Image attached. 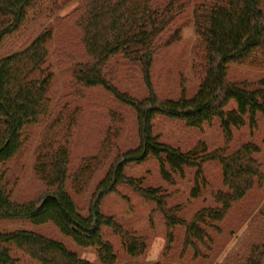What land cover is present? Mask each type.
Instances as JSON below:
<instances>
[{
    "label": "trees",
    "instance_id": "obj_1",
    "mask_svg": "<svg viewBox=\"0 0 264 264\" xmlns=\"http://www.w3.org/2000/svg\"><path fill=\"white\" fill-rule=\"evenodd\" d=\"M196 1L193 29L204 50V75L193 97L186 99L182 93L177 100L157 99L150 74L154 45L174 21L177 11L174 2L163 8H152L147 0H90L85 5L76 27L90 61L76 66L72 78L80 87L104 89L117 103L133 111L138 144L111 164L95 190L88 215L83 217L65 190L68 153L65 143L63 146L60 143L65 128L60 118H56L45 128L35 156L34 172L46 192L35 201L13 203L0 174V221H24L33 227L51 225L78 249L94 251L99 264H115L112 247L104 241L103 229L120 238L129 257H138L144 249L135 236L99 212L102 199L114 191L115 185L131 183L124 177V169L152 159L165 182H170L173 176L182 177L185 169L195 170L191 197L196 198L201 166L215 161L221 167L225 192L214 194L216 208L200 210L188 224H182L185 247L198 253V248L208 240L203 227L220 224L231 207L262 179L260 165L255 160L259 149L245 144L231 154H226L225 149L209 153L201 144L182 152L158 141L153 122L156 117H163L182 123L189 130H199L217 121L226 144L231 140L230 130L242 128L245 119L250 129L256 126L258 118L264 123V80L248 88L229 82L226 76L229 65L264 69V0ZM68 4L69 0L62 2L63 6ZM52 6L50 14L61 9L52 0H0V45L18 33L28 20L35 21ZM50 39L51 31L46 29L23 50L0 59V167L21 150L27 129L39 124L49 113L52 76L46 67V45ZM176 40L177 31L166 44L169 46ZM116 55L139 65L147 90L144 99H134L107 85L104 69ZM229 105L234 110L227 111ZM93 171V168L82 169L75 174L72 184L77 192L89 182ZM139 195L154 204L168 229L179 225L164 209L159 190H139ZM13 249L37 264H92L61 242L24 230L0 233V264H13ZM263 261L264 243L253 248L244 264Z\"/></svg>",
    "mask_w": 264,
    "mask_h": 264
},
{
    "label": "rangeland",
    "instance_id": "obj_2",
    "mask_svg": "<svg viewBox=\"0 0 264 264\" xmlns=\"http://www.w3.org/2000/svg\"><path fill=\"white\" fill-rule=\"evenodd\" d=\"M52 1L61 7L60 11L50 14L54 6L50 7V11H43L35 21L28 20L18 33L0 45L1 59L26 48L44 30L51 31V39L46 45V67L52 76L49 113L39 124L27 129L21 150L0 167V174L13 203L25 204L40 198L46 187L34 172L36 150L42 143L45 128L59 117L65 128L60 143L62 146L65 143L68 153L65 190L80 215L86 217L95 190L105 179L111 164L137 146L136 120L133 111L117 103L104 89L80 87L72 78L76 66L90 61L83 47L82 34L76 27V21L90 0H69L67 6L62 5L65 0ZM147 1L152 8H163L174 2L177 10L173 23L154 45L150 71L153 93L159 100H177L182 93L190 99L204 75V50L194 34L192 17L198 1ZM176 31L178 40L168 46L166 43ZM226 76L231 83L253 88L264 80V69L229 65ZM104 78L108 86L134 99L147 96L139 65L122 55L108 61ZM231 110H234L233 105L227 108V111ZM244 123L242 128L230 130L231 140L226 144L217 121L199 130H189L182 123L156 117L154 136L160 143L182 152L201 144L209 153L225 149L226 154L245 144L256 146L259 153L255 160L260 165L262 179L243 200L231 207L220 224L203 227L208 240L194 254L184 245L185 227L182 224H188L200 210L217 207L214 194L225 192L220 165L212 161L201 166L196 198L191 197L195 170L185 169L182 177L173 176L170 182H165L158 164L152 159L142 165L127 166L123 175L131 183L115 185L114 191L102 199L99 212L135 236L144 249L138 257H129L120 238L111 230L103 229L104 241L112 247L115 264H244L253 248L264 243V123L258 118L253 129L249 128L247 119ZM92 168L89 182L77 192L72 184L75 174ZM145 189L160 191L164 209L180 222L179 225L166 227L154 204L139 195V190ZM18 230L61 242L80 259L99 264L94 251L78 249L51 225L33 227L24 221H0V233ZM11 254L13 264H37L15 249Z\"/></svg>",
    "mask_w": 264,
    "mask_h": 264
}]
</instances>
